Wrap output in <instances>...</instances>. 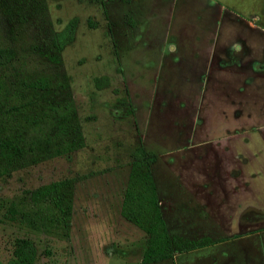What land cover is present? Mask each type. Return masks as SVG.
Instances as JSON below:
<instances>
[{
	"label": "rangeland",
	"instance_id": "rangeland-1",
	"mask_svg": "<svg viewBox=\"0 0 264 264\" xmlns=\"http://www.w3.org/2000/svg\"><path fill=\"white\" fill-rule=\"evenodd\" d=\"M1 3L0 48L14 57L0 82V100L18 105L26 99L16 85L44 79L51 102L72 101L77 128L68 140L81 143L55 156L52 144L29 149L20 166L0 174V199L24 206L36 187L72 180L67 237L6 220L0 209L2 262L10 258L14 239L27 238L36 250L32 264H138L147 235L119 214L138 144L164 151L190 137L199 144L187 161L199 167L201 140L238 135L244 141L240 157L228 167L264 173V69H258L264 61V0ZM73 16V39L56 52L55 34ZM235 45L243 52L239 59ZM211 56L223 57V70L211 72ZM100 76L108 86L98 89L93 79ZM248 182L261 190L238 198L233 213L248 205L251 216L264 215V174ZM261 257L256 254L258 263Z\"/></svg>",
	"mask_w": 264,
	"mask_h": 264
},
{
	"label": "trees",
	"instance_id": "trees-1",
	"mask_svg": "<svg viewBox=\"0 0 264 264\" xmlns=\"http://www.w3.org/2000/svg\"><path fill=\"white\" fill-rule=\"evenodd\" d=\"M0 7L3 8L1 0ZM76 24L77 17L73 16L55 34L56 52L73 39ZM13 57L10 50L0 48V82L5 79ZM93 80L98 89L108 86L105 76ZM15 89L26 100L10 107H6L0 100V174H8L20 166L29 149L41 151L52 144L55 149L50 155L55 156L80 146V142L68 140L70 132L77 128L70 98L51 102L48 99L49 89L41 78L30 82L21 81ZM124 92L127 96L126 89ZM131 159L119 214L147 235L139 264L170 258L173 251H187L210 244L212 241L208 239L186 241L167 233L151 176L155 154L138 144ZM71 182L70 178H63L36 187L29 192L28 206L0 199L2 216L33 230L67 237L71 215ZM35 257L33 243L27 238H16L10 258L6 262L0 260V264H32Z\"/></svg>",
	"mask_w": 264,
	"mask_h": 264
},
{
	"label": "crops",
	"instance_id": "crops-1",
	"mask_svg": "<svg viewBox=\"0 0 264 264\" xmlns=\"http://www.w3.org/2000/svg\"><path fill=\"white\" fill-rule=\"evenodd\" d=\"M233 53V57L239 59L243 52L239 45H235ZM262 54L264 55V49ZM209 61H212L211 65L214 64L211 72L216 66L223 70L222 56H211ZM260 68L264 69V61L258 63V69ZM217 77L219 75L215 74L213 84L218 81ZM236 89L238 90L237 85ZM131 109L133 113L136 112L133 106ZM140 136L142 143L143 136ZM201 142V147H204L200 155L203 165L199 167L187 161L191 156L189 151L196 149L199 144L190 137L185 138L176 148L164 151L148 149L144 145L146 150L155 154L151 176L167 233L186 241H212L195 249L173 251L170 258L148 264H264V244L260 241L264 239V225L251 227V224L256 223L262 225L264 215L251 216V206L248 205L236 215L233 213L236 208L239 209V199L248 200L260 192V187L253 186L248 181L263 176V170L249 171L228 167L234 158L239 160L240 157V145L244 141L238 135ZM241 175H247L248 179H240V183ZM231 179L236 183H229ZM226 203L230 205L227 207ZM256 254L263 256L261 263L257 262Z\"/></svg>",
	"mask_w": 264,
	"mask_h": 264
}]
</instances>
